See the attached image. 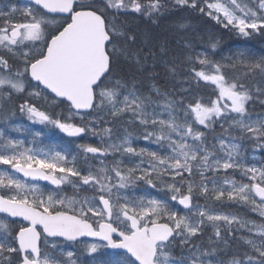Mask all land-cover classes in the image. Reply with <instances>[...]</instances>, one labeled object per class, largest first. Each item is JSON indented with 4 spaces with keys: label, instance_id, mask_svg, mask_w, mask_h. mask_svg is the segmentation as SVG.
I'll use <instances>...</instances> for the list:
<instances>
[{
    "label": "snow or ice",
    "instance_id": "snow-or-ice-1",
    "mask_svg": "<svg viewBox=\"0 0 264 264\" xmlns=\"http://www.w3.org/2000/svg\"><path fill=\"white\" fill-rule=\"evenodd\" d=\"M0 264H264V0H0Z\"/></svg>",
    "mask_w": 264,
    "mask_h": 264
},
{
    "label": "rangeland",
    "instance_id": "rangeland-1",
    "mask_svg": "<svg viewBox=\"0 0 264 264\" xmlns=\"http://www.w3.org/2000/svg\"><path fill=\"white\" fill-rule=\"evenodd\" d=\"M226 41V40H225ZM226 43H227V45L229 46V47H236V46H231L229 43H228V41H226ZM239 46V45H238ZM259 47H261L260 45H259ZM40 129V126H36L33 130H39ZM15 135H16V137L17 138H20V139H25V140H28L29 139V137H27V136H24V135H21V134H17V133H15ZM41 144V143H40ZM67 147H69V145H67V142H66V144H63L62 145V150H64L65 148H67Z\"/></svg>",
    "mask_w": 264,
    "mask_h": 264
},
{
    "label": "trees",
    "instance_id": "trees-1",
    "mask_svg": "<svg viewBox=\"0 0 264 264\" xmlns=\"http://www.w3.org/2000/svg\"><path fill=\"white\" fill-rule=\"evenodd\" d=\"M225 40L228 41V43H229L231 46H238V45H241V44L244 43L243 41L238 40V39H236V38H234V37H233V38H228V37H226ZM254 47H256V48H260L259 45H254ZM46 146H47V144H46Z\"/></svg>",
    "mask_w": 264,
    "mask_h": 264
},
{
    "label": "flooded vegetation",
    "instance_id": "flooded-vegetation-1",
    "mask_svg": "<svg viewBox=\"0 0 264 264\" xmlns=\"http://www.w3.org/2000/svg\"><path fill=\"white\" fill-rule=\"evenodd\" d=\"M17 2L22 4V3L25 2V0H17ZM56 135H57V136H61L62 134H58V133H56Z\"/></svg>",
    "mask_w": 264,
    "mask_h": 264
}]
</instances>
